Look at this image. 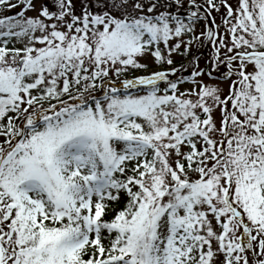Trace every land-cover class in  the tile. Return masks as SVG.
I'll list each match as a JSON object with an SVG mask.
<instances>
[{
  "label": "snow or ice",
  "instance_id": "6c2138e0",
  "mask_svg": "<svg viewBox=\"0 0 264 264\" xmlns=\"http://www.w3.org/2000/svg\"><path fill=\"white\" fill-rule=\"evenodd\" d=\"M0 264H264V0H0Z\"/></svg>",
  "mask_w": 264,
  "mask_h": 264
},
{
  "label": "rangeland",
  "instance_id": "374dc122",
  "mask_svg": "<svg viewBox=\"0 0 264 264\" xmlns=\"http://www.w3.org/2000/svg\"><path fill=\"white\" fill-rule=\"evenodd\" d=\"M229 3H230V4H233V6H235L236 0H229ZM221 11L223 12V9H221ZM9 14H11V13H9ZM29 14L31 15L32 13H29ZM216 22H217V23H220V22H221V21H220V17H219L218 15H217ZM201 28H202V25H201ZM208 47H209V46H207V49H206V47H205L206 52H207V50H208ZM182 87H188V85H183ZM223 87L225 88V94H226V93H227V84H224Z\"/></svg>",
  "mask_w": 264,
  "mask_h": 264
}]
</instances>
